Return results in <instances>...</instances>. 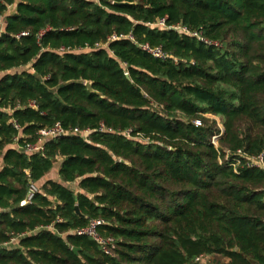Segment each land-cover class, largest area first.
Returning <instances> with one entry per match:
<instances>
[{
  "label": "trees",
  "instance_id": "trees-1",
  "mask_svg": "<svg viewBox=\"0 0 264 264\" xmlns=\"http://www.w3.org/2000/svg\"><path fill=\"white\" fill-rule=\"evenodd\" d=\"M0 29V264H264V169L226 160L264 153V0H0ZM57 122L90 131L18 147Z\"/></svg>",
  "mask_w": 264,
  "mask_h": 264
},
{
  "label": "built area",
  "instance_id": "built-area-1",
  "mask_svg": "<svg viewBox=\"0 0 264 264\" xmlns=\"http://www.w3.org/2000/svg\"><path fill=\"white\" fill-rule=\"evenodd\" d=\"M159 24L164 25L165 21L160 20ZM175 29H180L181 31L191 33L185 27L178 26V27H175ZM192 34L195 36H198L204 42L213 43L215 45H220L218 42H210L209 40H206L205 38L201 37V35L198 34L197 32H192ZM143 48L156 58H161V59L168 58V53H166L161 46L152 47L149 44H146L143 46ZM196 123L201 124L199 120H197ZM104 129L105 127L104 125H102L101 130H104ZM89 131H90L89 129L82 130L80 128H73V129L67 130L66 128L62 126L60 122H57L53 126L41 128L37 133L38 134L37 141L26 142L24 145H18V147L27 153L41 152L44 149L45 142L49 139H53V138H56L59 136H65V135H80L82 137L87 138ZM214 137H219V136L216 135ZM241 158L245 160V163L242 161ZM226 160L230 162L232 161V166L234 167L236 172L238 171V166L244 165V164L249 168L255 167V168L264 169V153H260L258 155L252 156L242 149H239L234 153L231 150H227ZM38 190H39L38 186L33 183L30 188L28 200H31L34 194L38 192ZM104 224L105 222L102 219H92L85 227L73 230L72 233L77 234V235H85V236H89L93 238L102 247L105 253L109 255H113L114 247H115V240L112 237H106L102 235L99 230V227ZM187 264H219V263H213L209 255H200V256H197L192 262L187 263Z\"/></svg>",
  "mask_w": 264,
  "mask_h": 264
},
{
  "label": "crops",
  "instance_id": "crops-1",
  "mask_svg": "<svg viewBox=\"0 0 264 264\" xmlns=\"http://www.w3.org/2000/svg\"><path fill=\"white\" fill-rule=\"evenodd\" d=\"M61 165V160L55 164L54 168L52 169V171H50L46 177L44 178V182L46 180H49V179H53V180H59V174H58V171H59V167ZM13 242H16L15 240ZM211 261L213 263H219V264H227L229 262V259L226 258V257H223V256H219V255H209Z\"/></svg>",
  "mask_w": 264,
  "mask_h": 264
},
{
  "label": "rangeland",
  "instance_id": "rangeland-1",
  "mask_svg": "<svg viewBox=\"0 0 264 264\" xmlns=\"http://www.w3.org/2000/svg\"><path fill=\"white\" fill-rule=\"evenodd\" d=\"M0 32H1V29H0ZM210 118H211V120L215 119L217 121L218 127L221 129V132H223L224 126H223L222 122L219 119H216L214 117H210ZM221 135H222V133L220 135H218L219 137H213L212 138V142L214 143V145L216 147H219L220 146L219 138L221 137ZM70 187L76 188L77 187V184L76 183H73V184L70 185Z\"/></svg>",
  "mask_w": 264,
  "mask_h": 264
},
{
  "label": "water",
  "instance_id": "water-1",
  "mask_svg": "<svg viewBox=\"0 0 264 264\" xmlns=\"http://www.w3.org/2000/svg\"><path fill=\"white\" fill-rule=\"evenodd\" d=\"M174 29H175V28H174ZM86 85L88 86V88H89L90 91H94V89H93V87H92V82L88 81V82L86 83ZM76 211H77L78 214H81L80 209H79L78 206H76ZM235 250H238V247H236ZM73 251H74L76 254H79L80 248H78V247H74V248H73Z\"/></svg>",
  "mask_w": 264,
  "mask_h": 264
}]
</instances>
